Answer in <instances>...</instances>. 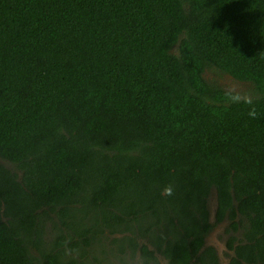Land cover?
Listing matches in <instances>:
<instances>
[{
  "label": "trees",
  "instance_id": "obj_1",
  "mask_svg": "<svg viewBox=\"0 0 264 264\" xmlns=\"http://www.w3.org/2000/svg\"><path fill=\"white\" fill-rule=\"evenodd\" d=\"M225 220L264 264V0H0V264H219Z\"/></svg>",
  "mask_w": 264,
  "mask_h": 264
},
{
  "label": "rangeland",
  "instance_id": "obj_2",
  "mask_svg": "<svg viewBox=\"0 0 264 264\" xmlns=\"http://www.w3.org/2000/svg\"><path fill=\"white\" fill-rule=\"evenodd\" d=\"M204 77L208 82H212L218 85L223 90L235 92L239 94L242 98L251 99L256 95L254 86L251 85L250 83L238 82L229 75L222 74L214 69H208L205 72ZM216 208H217V199H216V194L213 192L209 200L211 222L213 224H215ZM229 223L230 222L228 220H225L220 224H216L214 226V229L206 239V246H212L216 249L219 258V264H229L231 257L233 256V253L229 251L227 247V241L229 237L227 230L229 229ZM160 259H161V264H166V261H164L162 258ZM127 261L132 262L130 260ZM110 262H112L113 264H122V263H117V261L115 260H112ZM136 263L137 262L133 264Z\"/></svg>",
  "mask_w": 264,
  "mask_h": 264
}]
</instances>
